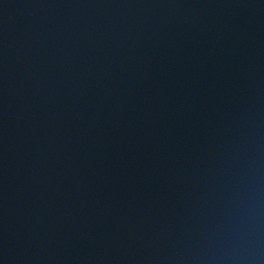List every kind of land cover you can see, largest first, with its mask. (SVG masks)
I'll return each instance as SVG.
<instances>
[{
  "label": "water",
  "instance_id": "1",
  "mask_svg": "<svg viewBox=\"0 0 264 264\" xmlns=\"http://www.w3.org/2000/svg\"><path fill=\"white\" fill-rule=\"evenodd\" d=\"M0 264H264V0H0Z\"/></svg>",
  "mask_w": 264,
  "mask_h": 264
}]
</instances>
